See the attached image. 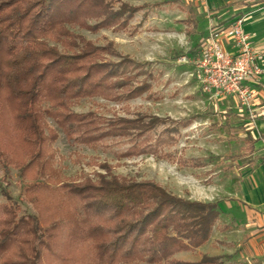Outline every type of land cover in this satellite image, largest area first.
I'll return each mask as SVG.
<instances>
[{"label":"trees","instance_id":"trees-1","mask_svg":"<svg viewBox=\"0 0 264 264\" xmlns=\"http://www.w3.org/2000/svg\"><path fill=\"white\" fill-rule=\"evenodd\" d=\"M121 6L113 11L106 0H0V162L28 181L26 200L36 211L20 214L0 182V264L217 262L207 256L194 263L173 259L209 240L220 215L217 203L114 175L106 165L95 179L70 180L53 147L58 133L47 117L71 145L107 148L108 141L126 138L131 147L123 154L129 155L153 138L156 117L105 119L74 110L82 99L118 100L149 88L146 80L132 86L143 73L134 61H100L106 48L75 32L125 28L137 7ZM177 128H165L154 147L140 152L167 144Z\"/></svg>","mask_w":264,"mask_h":264},{"label":"rangeland","instance_id":"rangeland-1","mask_svg":"<svg viewBox=\"0 0 264 264\" xmlns=\"http://www.w3.org/2000/svg\"><path fill=\"white\" fill-rule=\"evenodd\" d=\"M106 2L113 11L121 5L137 7V10L123 29L99 27L88 30L77 27L75 32L96 46L106 48L99 54L100 61L115 63L125 57L134 61L143 73L138 75L132 86L146 80L149 88L142 94L123 96L118 100L100 96L82 99L74 110L80 113L94 111L105 119L139 116L148 122L150 117H156L159 121L151 131L152 146L156 145L155 138L165 128L177 125L178 131L171 132L173 139L167 144L158 146L156 150L152 148L154 152L151 149L140 152L142 146L150 147L148 141L137 147V154L124 155L123 152L131 147L126 138L108 141L107 148L71 145L62 129L47 117L49 126L58 133L53 147L63 158L66 177L70 180L95 179L97 173H104L102 165H106L114 175L153 181L183 198L229 197L225 188L230 193L242 174V171L234 169V166L238 167L235 163L244 165L251 162L246 154H240L248 143L244 139L239 140L236 134L242 123L238 101L229 96L204 93L196 78L193 61L198 57L199 44L194 35L196 27L192 26L190 18L194 16L197 19L200 15L197 6L191 0ZM148 72L150 78L147 77ZM239 108L243 111L241 113L252 118L254 112H248L240 105ZM0 182L8 185L20 214L36 212L26 200L24 185L28 181L21 180L16 169L7 170L0 162ZM3 201L5 199L0 196V202ZM183 252L186 254H181ZM183 252L175 254L173 259L184 262V259H195L201 255L196 249Z\"/></svg>","mask_w":264,"mask_h":264},{"label":"crops","instance_id":"crops-1","mask_svg":"<svg viewBox=\"0 0 264 264\" xmlns=\"http://www.w3.org/2000/svg\"><path fill=\"white\" fill-rule=\"evenodd\" d=\"M191 1L200 14L197 19L194 16L190 18L192 26L196 27L194 35L199 46L211 29H226L236 17L244 15V31L261 56L264 68V0ZM247 109L254 112L251 119L241 113L243 111L238 105L242 123L236 134L239 140L244 139L248 143L240 154H246L251 162L244 165L235 163L238 167L234 166V169L242 171V174L230 193L225 188L229 197L192 199L217 203L220 215L209 240L196 249L201 255L195 259H184V262H197L202 256H207L216 257L215 264H264V73L254 87L253 99Z\"/></svg>","mask_w":264,"mask_h":264},{"label":"built area","instance_id":"built-area-1","mask_svg":"<svg viewBox=\"0 0 264 264\" xmlns=\"http://www.w3.org/2000/svg\"><path fill=\"white\" fill-rule=\"evenodd\" d=\"M245 19L242 15L226 29H211L201 41L193 63L204 93L233 97L240 107L247 109L264 68L261 56L244 31Z\"/></svg>","mask_w":264,"mask_h":264}]
</instances>
